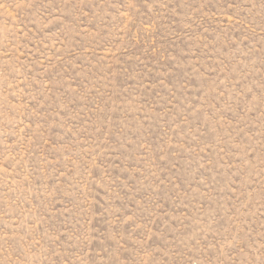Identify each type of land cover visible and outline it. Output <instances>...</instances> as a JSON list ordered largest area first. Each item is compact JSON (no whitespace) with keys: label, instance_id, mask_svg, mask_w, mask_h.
Here are the masks:
<instances>
[{"label":"rangeland","instance_id":"374dc122","mask_svg":"<svg viewBox=\"0 0 264 264\" xmlns=\"http://www.w3.org/2000/svg\"><path fill=\"white\" fill-rule=\"evenodd\" d=\"M0 264H264V0H0Z\"/></svg>","mask_w":264,"mask_h":264}]
</instances>
